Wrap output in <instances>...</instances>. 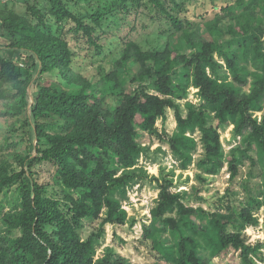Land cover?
I'll list each match as a JSON object with an SVG mask.
<instances>
[{"label": "trees", "instance_id": "1", "mask_svg": "<svg viewBox=\"0 0 264 264\" xmlns=\"http://www.w3.org/2000/svg\"><path fill=\"white\" fill-rule=\"evenodd\" d=\"M48 1V16L32 6L38 23L0 9V25L14 36L7 53L0 48L3 114L23 115L20 124L29 141L20 171L11 174L0 164V193L14 181L26 182L23 209L7 218L8 228L20 229L22 235L0 237V264H129L113 249L95 262L94 257L103 226L125 221L123 201L144 177L139 160L152 156L142 138H161L187 169L198 148L196 132L204 146L197 159L201 186L192 197L186 190L173 192L172 181L165 178L151 210L163 228L144 224V238L164 264H211L231 249L240 251L243 264H259L264 244H247L243 232L259 225L255 214L264 205V175L263 183L250 186L256 166L264 173V115L261 122L253 117L264 109V0H238L222 7L223 15L201 14L198 19L187 14L194 0H112L89 20L63 0ZM113 15L115 22L108 23ZM51 16L61 22L58 32ZM143 16L160 33L176 37L174 48L147 50L129 37L106 68L103 62L115 48L101 43L108 32L103 26L141 22L146 27ZM72 40L88 53L79 52ZM93 67L99 80L85 75ZM52 71L61 73L66 86L42 81ZM190 86L199 89L201 102L186 101L184 113L176 100ZM168 108L175 110L177 126L167 138L156 122L167 119ZM231 124L245 147L225 157L219 130ZM8 142L6 138L4 144ZM42 162L56 166L55 183L64 187L63 199L49 195L32 176L31 166ZM225 166L231 183L249 166L241 182L245 202L235 203L231 194L236 193L229 187L211 200L198 196L207 188L204 173L216 174ZM100 218L99 232L83 238L85 220ZM165 231L176 243L159 239Z\"/></svg>", "mask_w": 264, "mask_h": 264}, {"label": "rangeland", "instance_id": "2", "mask_svg": "<svg viewBox=\"0 0 264 264\" xmlns=\"http://www.w3.org/2000/svg\"><path fill=\"white\" fill-rule=\"evenodd\" d=\"M69 8L89 20L92 12L98 9L104 8L109 5L112 0H63ZM238 0H194L189 5L188 16L194 19H198L201 14L207 15L213 18L217 13L223 15L222 7L227 4L234 3ZM32 6H37L41 13L46 16L50 15V4L48 0H0V9H11L24 18L30 19L33 23H38L39 18L32 10ZM37 8V9H38ZM45 16V17H46ZM52 25L54 30L61 26V22H57L55 18L51 16ZM144 22L146 21V27L142 26V23L129 24L124 22L122 25L118 22V25L109 27L108 24L103 27L106 29L105 34H102L101 43H103L107 49L113 47L110 53L107 54L103 64L106 68L114 64L115 57H119L124 47V42L127 38L132 37L136 39L139 44L147 50H165L173 49L175 46L176 37H169L168 34L160 33L156 25L148 23L147 19L142 17ZM116 17L110 16L107 19L108 23L115 22ZM1 22V21H0ZM260 23L264 27V17L260 16ZM136 25L134 29L133 26ZM71 25L67 26V30ZM58 32V30H56ZM208 39H211L210 35L204 31L202 33ZM73 36L72 33H68V37ZM12 31L6 28L4 24L0 25V48H3V52L7 53L9 49L6 47L13 40ZM72 46L79 48V52L86 55L89 49H83L79 44H76L75 40H72ZM115 44V45H113ZM79 45V46H77ZM86 46V45H85ZM184 49L188 50L190 47L184 44ZM94 51V48H93ZM83 55V56H84ZM15 56V54H13ZM219 58V57H218ZM137 70V67H135ZM87 77L96 76L99 80L100 76L97 75L96 67L90 69L85 74ZM95 80V79H93ZM44 83H58L61 86H66L62 75L58 71H52L43 76ZM96 82V81H95ZM177 81L174 83L175 87ZM102 89H105L101 86ZM101 90V89H100ZM187 95L184 98L176 100L181 105L182 112L185 113L186 101L199 104L201 97L199 96V89L195 86H190L187 89ZM152 93H156L152 91ZM7 108L5 99L0 100V164L7 167L9 173H15L22 168L21 161L25 159L29 153L27 136L23 133V128L20 122L23 120V115L19 117H13L11 115H4V111ZM264 115V109L254 111L253 117L261 122ZM156 126L160 133L165 132V137H169L176 129L177 122L175 119V110L168 108L167 119L159 118L156 122ZM220 142L224 147L225 157L232 154V150L236 147L244 148L245 144L241 141L240 136L234 134V125L231 124L226 127H221L219 130ZM190 135V133L188 134ZM198 142L197 151L193 154V162L187 169H182L181 161L178 160L170 151L169 145L162 141L161 138L155 135H145L142 138L144 145H150L151 158H147L142 155L139 160V167L143 169L142 174L144 177L135 184V186L129 189V199L123 201V208L127 212V217L123 223L108 222L103 226L104 233L99 237L97 244V251L94 257V262L101 259L107 249H113L121 257L128 260L129 264H164L161 261L159 253L153 249L152 242H147L144 238V224H156L163 228L161 220H157L153 217L151 210L158 204L160 195V184L166 178L172 181L173 186L171 190L173 192L188 191L189 196L194 197L195 187H200L201 182L196 178L197 173L203 172L201 168L197 166V159L204 151V146L201 141V134L199 132L192 134ZM8 138V144H4L5 139ZM4 144V145H3ZM162 150L159 151L158 148ZM32 176L48 190V194L57 199L64 198V187L55 183L56 166L49 162L36 163L31 166ZM249 166H246V171L237 182L231 183L230 174L225 166L220 172L216 174L204 173L207 178L206 187L199 191L198 196H204L209 200L216 196H221L226 192L229 187L231 191L236 194H231L232 199H236L235 203H239L240 200H244L245 193L241 182L246 179ZM255 176L251 180V187H254L257 183H263V178L260 176L264 173H260L259 166H256ZM154 177L156 179H154ZM25 179L14 181L11 184L5 186L0 193V237L8 235L12 237H20L22 231L20 229L8 228L7 218L24 207V191H25ZM257 195V193L255 194ZM245 202V200H244ZM205 208H209L208 204H204ZM101 216H104L102 212ZM255 216L258 217L259 225L247 227L243 232V237L247 244L256 245L257 243L264 244V205L259 212H256ZM100 219H86L83 226L81 235L86 238L91 233H98L100 229ZM10 232V233H9ZM159 239L166 244H174L176 240L166 233H162ZM263 253V259L258 261L259 264H264V245L261 247ZM211 264H243L240 256V251L231 249L227 253L216 257Z\"/></svg>", "mask_w": 264, "mask_h": 264}]
</instances>
